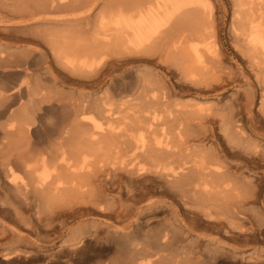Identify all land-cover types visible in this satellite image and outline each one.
<instances>
[{"label":"rangeland","instance_id":"1","mask_svg":"<svg viewBox=\"0 0 264 264\" xmlns=\"http://www.w3.org/2000/svg\"><path fill=\"white\" fill-rule=\"evenodd\" d=\"M105 1L92 0L85 8L56 12L50 17L70 19L73 23L84 18V36L87 37L98 28L95 16ZM160 1L162 4L156 13L146 17L141 26L137 24V17L127 13L111 14L103 21L107 28L114 29L119 27L120 21L131 18L139 26L138 35L125 30L122 38L137 44L140 39L144 41L153 35L158 26L163 29L173 9L194 6L198 10L195 16L198 33L186 28L171 40L166 35L157 38L151 47H142L148 40L132 50H123L122 46V53L110 56L99 74L84 73V87L71 84L68 78L79 75L64 70L54 60L49 47L31 35V30L46 17L34 20L30 16L14 15L8 18L9 23L0 21V56L11 60L9 55L29 48L33 50L29 59L36 61L28 67L30 75L21 80L12 72L21 68L1 69L5 75L0 74V82L14 85L25 80L33 85L53 83L54 79L60 83L63 79L66 85L58 86L65 94L84 92V96L96 98L106 91L119 92L123 96L121 101L142 95V86L146 83L163 86L168 109H182L188 117L203 116L200 128L206 135L212 134V138L201 143L198 150L205 154L217 152L216 148L220 150L222 166L228 169L231 180L238 182L243 197L242 227L219 224L220 216L204 214L198 204L182 197L177 184L153 175L137 179L124 171L116 177L100 175L99 187L104 188L108 196L105 209L87 205L73 222L65 213L53 220L38 215L39 219L34 208L26 207L13 195L8 198L0 189V264H7L1 256L2 250L17 244L26 249L31 258L8 264H62L65 258L59 251L69 244V237L76 230H80L84 246L88 247L83 246V252L79 253L83 256L78 255L84 260L83 264L126 263L134 255L135 247L154 241L163 231L171 234L166 252L171 251L172 255L180 252L181 264H264V0ZM19 37L33 38V41H16ZM181 39L180 49L188 54L184 62L168 52L170 46ZM253 45H257L256 52ZM152 48L159 53H152ZM94 80L97 84L91 85ZM41 113L37 132L41 129L39 134L45 137L58 126L64 110L58 107ZM233 116L243 124L246 139L241 144L229 141L220 126L221 119ZM3 123L5 120L0 118V129ZM14 206L19 211L16 216Z\"/></svg>","mask_w":264,"mask_h":264},{"label":"bare ground","instance_id":"2","mask_svg":"<svg viewBox=\"0 0 264 264\" xmlns=\"http://www.w3.org/2000/svg\"><path fill=\"white\" fill-rule=\"evenodd\" d=\"M90 1L0 0V21L9 23L8 18L14 15H26L34 20L46 17L31 30V35L37 36L49 47L54 60L64 70L79 75L68 79L71 84L81 87H84V73L89 76L99 74L107 59L121 52L122 46L123 50H132L148 40V44L142 47H151L157 38L166 35L171 40L186 28L194 31L197 28L196 7L175 8L168 14L166 26L163 29L158 26L150 35L152 37L147 36L144 41L140 39L137 44L131 40L124 41V31L138 35L137 29L146 17L156 13L162 4L160 0H106L95 16L98 28L87 37L84 36V18L80 17L79 22L73 23L70 19L50 17L56 12L85 8ZM115 13L137 17L139 26L129 18L117 23L119 27L107 28L103 19ZM31 39L19 37L16 41L27 43L32 42ZM249 42L252 40L249 39ZM181 43L182 39L172 44L168 52L184 62L188 54L181 51ZM256 46H251L254 52ZM7 48L12 49L11 46ZM158 51L153 49L152 53ZM32 53L33 50L28 48L25 52L9 55L11 60L0 56V74L5 75L1 69L21 68L12 71L18 80L30 75L28 67L36 62L29 59ZM59 81L54 79L53 83L33 85L25 80L14 85L0 82V118L5 120L0 129V189L8 198L13 195L26 207L34 208L39 219L38 215L53 220L65 213L73 222L84 213L87 205L105 209L108 196L104 188L99 187V176L116 177L124 171L135 175L136 179L150 175L165 177L168 182L177 184L182 197L198 204L204 214L220 216L219 224H237L238 229L242 227L245 220L243 197L238 182H233L228 176V169L222 166L220 150L216 148L217 152L211 154L198 150L201 143L212 138V134L206 135L200 128L203 116L188 117L182 109H168L165 89L159 84L146 83L142 86V95L121 101L123 96L119 92L112 94L106 91L96 98L84 96V92L65 94L58 84L66 85V82L63 79ZM94 84L97 80L91 81V85ZM150 92L152 94H148ZM58 107L64 110L58 126L42 137L43 134H39L41 129L37 132L41 112ZM220 126L229 141L239 144L245 141L243 124L235 116L221 119ZM13 208L16 216L18 208ZM240 231L243 233V230ZM168 235L171 234L163 231L154 241L149 240L135 247L134 255L123 264H181L180 252L177 255L166 252L170 245ZM68 241L69 244L59 251L65 258L62 264H83L84 260L79 258L83 256L79 253L83 252L84 246L80 230L73 232ZM2 251L1 256L7 264L31 258L19 244Z\"/></svg>","mask_w":264,"mask_h":264}]
</instances>
